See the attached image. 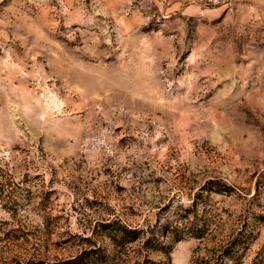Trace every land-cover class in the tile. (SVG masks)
Here are the masks:
<instances>
[{"label": "rangeland", "instance_id": "374dc122", "mask_svg": "<svg viewBox=\"0 0 264 264\" xmlns=\"http://www.w3.org/2000/svg\"><path fill=\"white\" fill-rule=\"evenodd\" d=\"M210 178L236 189L208 200L218 238L256 228L251 264L264 246V0H0V264L96 248L108 260L85 264L165 261L115 247L101 224L174 218ZM211 245L179 241L171 264H201Z\"/></svg>", "mask_w": 264, "mask_h": 264}, {"label": "trees", "instance_id": "16d2710c", "mask_svg": "<svg viewBox=\"0 0 264 264\" xmlns=\"http://www.w3.org/2000/svg\"><path fill=\"white\" fill-rule=\"evenodd\" d=\"M233 193H236V189L232 185L219 178H210L194 195L190 205L177 211L174 218H168L164 222L157 220L153 225L148 224L146 227H132L120 220H112L101 224L103 234L115 247L124 248L128 244L141 242L144 249L166 255L165 261H151L150 264H171L170 253L174 244L187 238L212 244L206 248L201 264H243L245 252L257 234L255 226L243 221L223 238H218L222 224L207 206L212 194L227 196ZM257 217L263 218L262 215ZM85 254L86 260L78 257L52 264L105 263L109 258V253L100 248L86 251ZM251 264H264V246Z\"/></svg>", "mask_w": 264, "mask_h": 264}, {"label": "built area", "instance_id": "2783aa9c", "mask_svg": "<svg viewBox=\"0 0 264 264\" xmlns=\"http://www.w3.org/2000/svg\"><path fill=\"white\" fill-rule=\"evenodd\" d=\"M229 0H207V4L211 5V6H216L219 4H223L228 2Z\"/></svg>", "mask_w": 264, "mask_h": 264}]
</instances>
